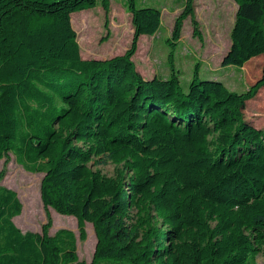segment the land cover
I'll use <instances>...</instances> for the list:
<instances>
[{"label":"trees","instance_id":"16d2710c","mask_svg":"<svg viewBox=\"0 0 264 264\" xmlns=\"http://www.w3.org/2000/svg\"><path fill=\"white\" fill-rule=\"evenodd\" d=\"M98 2L0 0V158L13 152L42 170L44 207L96 235L84 262L69 230L22 231L21 203L0 185V264H256L264 127L244 111L256 98L249 115L264 113V0H234L221 65L255 70L240 92L201 78L199 64L185 88L171 52L169 75L145 78L131 57L139 36L159 30L161 9L137 0H126L130 48L83 58L71 14ZM188 16L195 29L192 0L172 41Z\"/></svg>","mask_w":264,"mask_h":264},{"label":"rangeland","instance_id":"374dc122","mask_svg":"<svg viewBox=\"0 0 264 264\" xmlns=\"http://www.w3.org/2000/svg\"><path fill=\"white\" fill-rule=\"evenodd\" d=\"M107 1L108 4L103 5L99 0L96 6L71 14L83 58H110L125 53L131 46L133 27L126 0ZM137 1L140 5L161 9L159 30L153 35L139 36L131 57L145 78L169 75L168 54L171 52L173 67L179 71L185 88L196 64H199L201 78H218L237 92L247 88L255 70L246 65H221V58L230 45V30L237 7L234 0H192L197 27L194 29L189 16L185 18L178 41H172V30L176 18L182 13L185 0ZM255 61L258 64V60ZM247 102L249 109L244 111L246 119L264 127L263 112L249 115L256 98ZM101 168L109 174L113 164L107 163ZM43 175L44 172L36 169L32 162L19 159L13 152L0 158V185L14 190L21 203V212L13 218L14 223L22 231H39L47 225L48 233L52 235L59 229L69 230L75 238L77 259L90 262L96 241L93 225L90 222L81 224L75 216L44 207L40 198ZM255 261L256 264H264V252L259 253Z\"/></svg>","mask_w":264,"mask_h":264}]
</instances>
